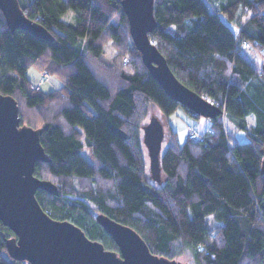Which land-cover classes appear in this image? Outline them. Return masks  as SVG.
Returning <instances> with one entry per match:
<instances>
[{
	"label": "trees",
	"instance_id": "trees-1",
	"mask_svg": "<svg viewBox=\"0 0 264 264\" xmlns=\"http://www.w3.org/2000/svg\"><path fill=\"white\" fill-rule=\"evenodd\" d=\"M20 4L52 39L12 31L0 10V92L17 99L22 123L43 128L51 161H38L35 175L59 187L58 195L37 190L44 210L108 249L118 245L98 213L131 226L169 258L188 260L190 251L196 264H264V0H155L151 39L182 83L224 110L202 141L182 143L170 126L163 183L149 178L142 144L150 106L167 119L180 106L201 115L150 73L122 0ZM31 66L61 87L33 88ZM226 120L244 141H233ZM14 235L0 220V264H30L8 254Z\"/></svg>",
	"mask_w": 264,
	"mask_h": 264
},
{
	"label": "water",
	"instance_id": "water-1",
	"mask_svg": "<svg viewBox=\"0 0 264 264\" xmlns=\"http://www.w3.org/2000/svg\"><path fill=\"white\" fill-rule=\"evenodd\" d=\"M130 33L142 60L165 91L195 113L216 118L224 113L214 102L182 83L166 57L151 39L157 26L155 0H122ZM9 28L24 29L37 37L52 39L39 22L26 16L20 0H0ZM264 69V64H263ZM151 155V173L161 181V148L164 125L152 116L143 126ZM43 128L22 123L17 99L0 92V220L15 235L6 240L8 254L30 264H189L154 253L146 240L131 226L98 213L97 221L113 237L118 250L90 238L70 220L53 218L40 204L36 192L43 189L59 194L58 185L35 175L38 161L50 162L41 142ZM264 173V159L262 161Z\"/></svg>",
	"mask_w": 264,
	"mask_h": 264
},
{
	"label": "rangeland",
	"instance_id": "rangeland-1",
	"mask_svg": "<svg viewBox=\"0 0 264 264\" xmlns=\"http://www.w3.org/2000/svg\"><path fill=\"white\" fill-rule=\"evenodd\" d=\"M20 1H21V3H25V2H28L30 0H20ZM71 16H72V11H69L67 13V15L64 16V20H66V21L69 20L71 18ZM237 28L241 29V27H239V26ZM105 52H106V56L107 57H111V56L115 55L116 50L111 45V43H109L105 47ZM27 76L35 84H40V86H41L40 88L42 90H44V91L58 89L62 85L60 80H58L55 76H52V75L49 76L48 80H44L43 72H41L35 66H31L28 69ZM155 115L160 117V119L163 122L164 130H165L164 138H163V142H162L161 154L164 152V150L166 148V145H167V141L169 139L170 126H172L175 130H177L178 135H179V139H180V141L182 143L185 141V139L187 137H189L188 136V131H189L190 128L187 127L188 125H185V122L183 120H181L182 115H179L177 112H175V113L171 114L169 116V118L167 119L160 112L158 106L156 104H152L150 106V109H149V116H148V119H147L146 123H148L150 121V119L152 118V116H155ZM212 123H213V120L210 117L201 116L198 119V123H196L195 126L199 129V131L204 133V135L206 136L207 131L212 129ZM225 129L232 134L234 142L244 141L246 139V135L244 134V131L239 129L233 123L228 122L227 120L225 122ZM142 144H143V148H144L145 160H146V163H147V167L149 169V174H150L149 178L151 180L157 182V180L153 178L152 173H151V163H152V161H151V155H150L149 148L147 147V144L145 143V131L144 130H143V133H142ZM163 182L164 181L161 180L158 183H163ZM208 221L210 222L211 225L217 223V221L214 218V215H210L208 217ZM187 257H188V260H185V257H181L182 258L181 260L182 261H186L189 264H196L195 259L193 258V255H192V253L190 251L187 252Z\"/></svg>",
	"mask_w": 264,
	"mask_h": 264
},
{
	"label": "built area",
	"instance_id": "built-area-1",
	"mask_svg": "<svg viewBox=\"0 0 264 264\" xmlns=\"http://www.w3.org/2000/svg\"><path fill=\"white\" fill-rule=\"evenodd\" d=\"M128 54L124 57V61H128ZM43 78L44 80H48L49 79V74L46 72H43ZM33 88L35 89H39L40 88V84H35L33 83L32 85ZM189 131H188V136L189 138H191L194 141H202L205 138L204 133H201L196 127H189Z\"/></svg>",
	"mask_w": 264,
	"mask_h": 264
},
{
	"label": "crops",
	"instance_id": "crops-1",
	"mask_svg": "<svg viewBox=\"0 0 264 264\" xmlns=\"http://www.w3.org/2000/svg\"><path fill=\"white\" fill-rule=\"evenodd\" d=\"M112 57V56H111ZM177 112L179 115H182L181 120H183L185 122V125H188L187 127H196L195 124L198 123V119L192 115H190L182 106H180L179 108H177V110L175 111ZM174 112V113H175ZM173 114V113H172ZM189 123V124H188ZM197 128V127H196ZM198 129V128H197ZM199 130V129H198ZM201 132V131H200ZM202 133V132H201Z\"/></svg>",
	"mask_w": 264,
	"mask_h": 264
}]
</instances>
